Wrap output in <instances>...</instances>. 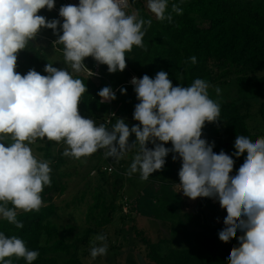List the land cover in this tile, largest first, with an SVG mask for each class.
<instances>
[{"label":"clouds","instance_id":"clouds-1","mask_svg":"<svg viewBox=\"0 0 264 264\" xmlns=\"http://www.w3.org/2000/svg\"><path fill=\"white\" fill-rule=\"evenodd\" d=\"M146 6L161 22L171 23L173 14L183 13L177 3L168 11L169 0H146ZM54 7L55 0H0V217L22 229L18 210L39 212L43 206L41 194L45 186H51L52 169L50 161L34 155L30 145L37 139L62 142L66 145L63 156L75 160L104 149L106 158L119 161L138 146L128 176L139 173L147 181L173 153V161L178 157L182 161L178 186L183 195L192 200L217 199L226 210L219 239L227 243L237 237L238 230L242 233L228 264H264V136L255 141L245 135L236 137L232 155H247L231 175L232 156L223 150L215 153V142L202 138L206 123L221 121L220 103L210 98L209 83L197 78L187 87L173 86L163 70L155 78L144 75L130 81L139 101L133 113L138 124L129 128L118 118L111 128L103 123L97 126L79 112L87 92L81 79L52 63L45 65L47 75L34 69L21 75L15 70L18 53L42 28L56 33L59 26L62 35L55 42L63 45L64 61L74 72L89 71L84 63L87 57L106 65L109 73L123 72L126 53L134 46L145 48L143 38L152 21L141 18L138 10L128 12L129 0H79L78 5H62V24L38 14ZM190 59L196 63L195 56ZM120 91L126 94V89ZM220 91L215 88L217 95ZM98 95L101 103L116 99L108 86ZM133 133L136 140L129 144ZM168 142L171 148L165 147ZM149 143L154 147L149 148ZM107 251L106 235H95L90 241L91 259ZM38 256L23 239L0 232V264H13L12 257L32 264Z\"/></svg>","mask_w":264,"mask_h":264},{"label":"trees","instance_id":"trees-1","mask_svg":"<svg viewBox=\"0 0 264 264\" xmlns=\"http://www.w3.org/2000/svg\"><path fill=\"white\" fill-rule=\"evenodd\" d=\"M129 3L139 11L141 18L152 21L143 38L145 48L134 46L131 52L126 53V69L123 72L109 73L107 66L99 63L100 77L71 73L67 68L87 87L78 106L80 114L94 120L97 126L103 123L111 128L118 118L124 119L126 124L132 122L133 126L138 124L133 119V113L139 101L134 87L128 83L132 74L139 78L144 75L155 78L156 73L163 70L169 74L173 86L184 87L197 78L203 79L210 85V98L220 103L221 121L206 123L202 138L209 143L215 142L214 151L223 150L232 156L235 161L233 169L238 170L247 153L240 157L232 155L235 152L236 137L245 135L255 141L264 136V73H259L264 70V0H169L168 11H171L172 3L180 4L183 9L181 15L173 14L171 23L152 17L141 0H129ZM55 5L60 8L63 3L55 0ZM38 14L48 21L56 19L63 23L53 9H41ZM45 31L51 33L49 38L54 41L62 35L59 26L56 33L49 28L40 30ZM36 42L35 37L18 53L15 70L21 75L31 69L47 75L44 68L51 62L37 47ZM56 45L63 50L62 44ZM193 56L196 57L195 64L190 59ZM95 62L92 57L84 60L86 67L90 69ZM226 84L229 89H235L234 95L230 93L231 90L217 95L215 88ZM105 86L112 88L116 99L101 103L98 92ZM121 88L126 89V94H121ZM256 115L260 119L252 124L250 120ZM223 136L228 141L223 140ZM135 140L136 138L132 139V143ZM42 141L43 145L37 149L44 160L50 161L54 170L50 174L51 186H45L41 194L43 206L39 212L25 213L18 210L17 219L23 222L22 229L0 217V232L19 237L29 250L38 251L39 256L32 264H86L83 260L88 253L84 248L86 236L108 224L110 215L116 209L115 197L104 192L100 180H105L107 172L114 176L115 181L128 179L125 169L121 162L115 165L114 158H106L104 149L91 155L95 159L92 168L96 169L94 177L100 192L95 194V203L89 207L87 217L89 221L92 219L95 222V227L89 226L84 238L76 237L69 241L61 234L57 223L53 222V218L59 216V206L54 201V196L66 189L64 172L60 170L65 161L63 149L56 147L58 143L55 141H48L46 138ZM147 146L154 147L151 143ZM171 146L170 142L165 144V147ZM172 156L173 153L170 152L165 158L164 168L150 175L151 180L163 184H171V179L172 182H180L178 172L182 161L179 157L173 161ZM107 167H110V171ZM207 204L212 207L210 203ZM9 207L12 205L9 204ZM94 208H97L96 215H93ZM135 218L132 217L131 228L138 241L131 243V248L137 252L136 256H128L124 261H116L114 264H228L230 251L239 246L238 237L242 235L238 230L236 238L227 243L222 242L219 232L223 227L213 224L202 209L182 210L176 222L167 224L175 227V237L171 240L177 245L163 249V244L170 240L162 237L153 242L147 230L138 227ZM180 241L186 242V245H180ZM11 259L13 264H27L23 258Z\"/></svg>","mask_w":264,"mask_h":264},{"label":"rangeland","instance_id":"rangeland-1","mask_svg":"<svg viewBox=\"0 0 264 264\" xmlns=\"http://www.w3.org/2000/svg\"><path fill=\"white\" fill-rule=\"evenodd\" d=\"M141 1L146 11L156 18L147 9L146 0ZM133 9L135 8L131 6L127 11L131 12ZM50 36L51 33L47 31L39 32L36 36V45L44 52L46 58L53 65L69 68L71 73H83L84 71L74 72L68 67L64 61L63 50L58 48L55 41L52 43L47 39ZM259 73H264V70ZM218 88L221 90L220 93H228L230 90L233 95L235 93V89H229L228 84ZM252 113H254L253 110ZM259 119L260 116L256 115L250 122L255 124ZM127 125L130 128L132 122H128ZM134 138L136 137L133 133L129 138V144H132V139ZM222 139L228 141L226 136H223ZM42 145L43 141L40 139L30 145L38 159H43L42 154L37 149L38 146ZM57 146L62 148L63 151L66 147L62 142L58 143ZM136 151L137 148H134L123 159L115 160V165H119L118 163L121 162L122 167L125 169V176L128 179L124 178L121 181H115L114 176L107 172L105 180H100L104 192L115 197L114 204L116 209L110 215L111 219L108 224L97 228V231L90 232L86 236L84 248L88 253L83 258L86 264H114L116 261H124V258L128 256H136L137 252L131 248V243L134 244L138 241L135 240L134 232L131 228L132 217H136L135 220L138 227L147 230V234L153 242L162 237L170 240L163 244V249L177 245L176 242L171 240L175 237V227L172 228V226H167V224L176 222L178 214L182 210L195 211L196 209H202L213 224L223 228L225 226L224 218L227 212L220 207L217 199L201 197L192 200L183 195L178 186L179 183L175 182V180L172 182L173 179L169 180L171 184L166 182L163 184L151 180V176H149L147 181H142L139 173L128 176L127 171ZM214 152L218 154L220 151ZM93 161L95 159L91 156L81 160L65 157L64 164L60 167V170L64 172L63 181L66 189L54 196V201L59 206V216L54 217L53 222L57 223L61 234L69 241L75 240L76 237L84 238L89 226L91 228L95 227V222L92 219L89 221L87 217L89 207L95 203V194L100 192L94 177L96 169L92 168ZM50 167L52 169L51 173H54L52 166ZM207 203H210L213 207H210ZM96 210L97 208H94L93 215H96ZM159 227L161 230L158 231ZM97 234L106 235L108 251L106 255L98 256L95 260H92L90 256V241ZM179 244L186 245V242L180 241Z\"/></svg>","mask_w":264,"mask_h":264},{"label":"built area","instance_id":"built-area-1","mask_svg":"<svg viewBox=\"0 0 264 264\" xmlns=\"http://www.w3.org/2000/svg\"><path fill=\"white\" fill-rule=\"evenodd\" d=\"M59 1H61L62 3H63V5H67V4H74V5H78L79 4V0H58V2ZM59 9L60 8H58L56 5H55V7L53 8V10H55L57 13H58V15H59ZM61 18V20H62V22H63V18L62 17H60ZM89 71H87V70H83L84 71V73H86V74H90V75H92V76H94V77H100V73H99V70H98V62H95L94 63V65H93V68H87ZM133 77H136V78H139L138 76H136L135 74H132L131 76H130V78H129V81H128V83L129 84H131V80H132V78ZM133 87H134V85L133 84H131ZM107 170H109L110 171V167H107ZM238 170H234L233 169V172L231 173V175H235L236 174V172H237Z\"/></svg>","mask_w":264,"mask_h":264},{"label":"crops","instance_id":"crops-1","mask_svg":"<svg viewBox=\"0 0 264 264\" xmlns=\"http://www.w3.org/2000/svg\"><path fill=\"white\" fill-rule=\"evenodd\" d=\"M47 39H48L50 42H52V43L54 42V40H52V39H50V38H47ZM83 73H84V72H83ZM212 207H213V206H212Z\"/></svg>","mask_w":264,"mask_h":264}]
</instances>
